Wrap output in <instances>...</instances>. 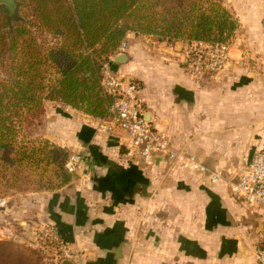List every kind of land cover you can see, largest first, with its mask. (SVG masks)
<instances>
[{"label":"crops","instance_id":"1","mask_svg":"<svg viewBox=\"0 0 264 264\" xmlns=\"http://www.w3.org/2000/svg\"><path fill=\"white\" fill-rule=\"evenodd\" d=\"M225 4L239 23L230 56L251 65L232 63L225 72L194 78L177 51L184 42L173 47L134 33L126 37L124 57L111 62L139 83L145 116L211 169L248 162L264 141V0ZM95 125L94 118L45 103L43 138L78 153L81 165L67 184L26 203V210L5 202L0 236L8 231L5 217L26 233L37 219L55 226L80 264H257L264 212L236 201L224 183L210 184L161 158L146 166L127 157V136L97 134Z\"/></svg>","mask_w":264,"mask_h":264},{"label":"trees","instance_id":"2","mask_svg":"<svg viewBox=\"0 0 264 264\" xmlns=\"http://www.w3.org/2000/svg\"><path fill=\"white\" fill-rule=\"evenodd\" d=\"M0 9V182L9 188L31 185L25 174L42 167L57 171L61 151L42 139L46 102L94 119L108 114L100 69L129 33L224 42L239 26L221 0H16L12 14ZM55 173L59 181L47 188L68 183ZM41 261L37 251L0 243V264Z\"/></svg>","mask_w":264,"mask_h":264},{"label":"built area","instance_id":"3","mask_svg":"<svg viewBox=\"0 0 264 264\" xmlns=\"http://www.w3.org/2000/svg\"><path fill=\"white\" fill-rule=\"evenodd\" d=\"M182 47V64L194 78L213 75L228 69L232 63L248 66V61L240 56L232 60L231 45L224 42H184ZM126 48L125 41L119 47V54ZM116 55V56H117ZM113 59V58H112ZM110 59L100 69V86L103 93L112 100L108 114L96 119L94 131L103 136L123 132L128 139L125 155L138 158L142 164L150 166L156 158H161L173 169L206 176L210 184L224 183L231 196L247 207H256L264 212V141L261 148L248 162L237 167L211 169L199 158L186 154L172 141L170 136L159 130L153 120L145 116L142 101L139 97L138 82L121 75L111 68ZM81 165V157L70 155L65 164V172L70 179L76 175ZM5 200H0V208ZM30 246L39 253L46 264H80L77 252L67 248L51 223H40L37 229L31 230ZM257 264H264V230L255 250Z\"/></svg>","mask_w":264,"mask_h":264},{"label":"rangeland","instance_id":"4","mask_svg":"<svg viewBox=\"0 0 264 264\" xmlns=\"http://www.w3.org/2000/svg\"><path fill=\"white\" fill-rule=\"evenodd\" d=\"M221 1L224 3V6L226 8H228V5H226L225 2L232 3L235 0H221ZM0 10H2V9H0ZM238 31H239V28L236 30L233 38L229 41L230 42V45H232V42L235 41V36L238 33ZM147 37H149V36H147ZM148 39L150 41L151 40L156 41L152 37L151 38H148ZM168 45H173V47H175V42L174 43H168ZM177 51H178V53H182V47H180V49L177 48ZM173 54H175V51L173 52ZM248 65H251V64H249V62H248ZM251 67H255V65L253 64ZM223 72H225V70ZM42 139H44V138L42 137ZM51 144L53 146H55L57 149H59L61 151V154H62L60 157H58V162H55L56 167L58 166L57 167V171L59 173H61L62 175H64V177L67 178V180L69 182L71 176H68L66 174L65 168H64V164H65L67 158L70 155H74V154L79 155V154L78 153H75V152H71L70 150H67L66 148H63V147L58 146V145H55L53 143H51ZM46 150H49V149H46ZM46 152L47 151H45V154H46ZM43 168L44 167H42V170L37 169L38 171L35 172L36 175L35 174H32V175L31 174H25L26 177H25V180L24 181H27L28 180L31 185H22L23 184V182H22V183H16L15 186H14V188H9L10 186H7L4 183H1L0 182V192L1 191H4L7 188V190H5V192H4L5 194H2V193L0 194V200H5V202L7 203V206L9 208H11V209H21V208H24L26 210V206H27L26 203H32L33 204V202H34L33 200H35V201H38V200L39 201H42L45 198H47L48 196H50L53 192L57 191L58 189H50V188H47V187H49L48 186L49 183L56 184V182L59 181L58 180V177H57V174L58 173L57 174L55 173L57 171H54L53 169L48 168L47 170H45L43 172ZM17 186H21V187L18 188ZM32 187H35V188H32ZM24 189L26 190L25 193L18 192V190H21L22 191ZM25 210H24V212H25ZM33 220L36 221V225L33 224V225L30 226V228L31 227L32 228L35 227L37 229V226L40 224V222H38L39 220H37V219H33ZM1 222L3 224H5L6 226L8 225V227H7V230L8 231H4V236L3 237L0 236V243H2V242H10V243L16 244L20 248H26L28 250L35 251L30 246V244H32V241H31L32 240V235H31L32 228L30 229V231H27L28 233L24 232V230L20 226L18 227V230L15 231V228L11 227V220H10V218L7 219L5 217L3 219V221H1ZM41 263H42V261H41Z\"/></svg>","mask_w":264,"mask_h":264},{"label":"water","instance_id":"5","mask_svg":"<svg viewBox=\"0 0 264 264\" xmlns=\"http://www.w3.org/2000/svg\"><path fill=\"white\" fill-rule=\"evenodd\" d=\"M15 5H16V0H0V6L6 8L9 14H12L14 12ZM123 57H124L123 55L116 56V61L117 60L119 61ZM62 264H70V263L64 261Z\"/></svg>","mask_w":264,"mask_h":264},{"label":"flooded vegetation","instance_id":"6","mask_svg":"<svg viewBox=\"0 0 264 264\" xmlns=\"http://www.w3.org/2000/svg\"><path fill=\"white\" fill-rule=\"evenodd\" d=\"M5 10H6V8H5Z\"/></svg>","mask_w":264,"mask_h":264}]
</instances>
